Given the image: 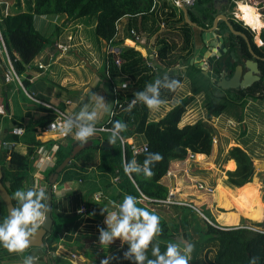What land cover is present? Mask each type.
Returning <instances> with one entry per match:
<instances>
[{
    "label": "trees",
    "instance_id": "1",
    "mask_svg": "<svg viewBox=\"0 0 264 264\" xmlns=\"http://www.w3.org/2000/svg\"><path fill=\"white\" fill-rule=\"evenodd\" d=\"M209 1L201 0L199 4L204 5L205 2L208 3ZM153 2L154 0H13L11 2L10 0H0L2 6L0 10V32L6 47V50H2V53H0V93L4 96L9 95L10 87L6 81L9 76L7 67L9 66L8 61L10 59L15 72L21 77L28 94L33 95L29 91V88L33 84L32 77L27 75L30 70L29 67H33L36 59L38 57L41 58L40 55L49 45L54 43L53 49L59 50V43L53 41L51 43V40L53 37L58 39L61 35V28L59 27L61 23L59 22L62 17H65L67 23L84 21L88 26L93 25L98 45L109 42L120 45V41L116 42L119 34L117 27L123 18H128L132 22L128 26L129 29L127 27V31L135 28V30L141 29L144 32L153 34L154 31L158 30L156 25L159 20L155 17L156 12L153 11ZM234 6L236 7V4ZM189 16L193 22H196L191 12H189ZM137 17L140 18V22ZM250 17L252 20L251 27L259 22L264 24L263 20L254 16V14L250 13ZM38 18L50 23L56 22V32H52V38L45 37L37 29L36 20ZM239 18L242 21L240 12ZM232 23L236 32L243 33L249 38L253 52L261 58L258 61L261 79L245 89H224L216 84L212 87H204L197 80L198 76H204V74L194 65L190 64L189 54H187L184 59H186L189 67L188 77L191 79L192 95H186L181 98L178 104L168 109L167 113L157 121L152 118V110L141 102L131 108L130 111L128 110L129 107L126 106V110L121 117L105 126L107 129H112L116 121L126 123L127 131L121 133V137L127 142L126 145L124 146L122 140L119 139L120 148L117 150L115 145L111 148L103 147L102 141L96 142L92 140L93 145L81 150L60 172V177L58 178V181L64 184L71 181L79 182V179L87 178L89 175H82L80 171H87L86 167H94L98 162L97 151H101L100 169L109 172L111 176L118 175L121 179V191L116 198L117 204L123 202L125 195H132L139 201L137 207L145 208L160 217L162 234L156 237L153 244L159 243L162 253L166 251V246L169 242L175 243L183 240L193 244L194 251L189 264H250L253 257L257 258L256 264H264L263 232H255L244 227H248V225H243L244 228L242 226L240 228L222 227L217 224L210 212L209 214H205L200 210L211 223L200 218L199 214H196L197 212L190 205L167 204L159 201L167 199L170 195L169 187L162 184L161 181L169 172L172 161L187 159L189 152L208 156L213 154L214 140L219 135L218 130L212 124L214 117L227 114L229 117L241 122L244 118V109L250 101L260 104L264 103V47L256 46L253 42L252 34L242 28L241 24H238L235 20ZM185 28H188V26H185ZM185 33V43L183 46L181 45L182 51L187 48L189 49L191 46V36L189 32ZM262 39L264 41V32ZM239 40L240 46H244L243 56L245 58H253L247 44L240 38ZM231 45L233 49V43ZM138 48L142 50L141 46ZM178 48L179 44L175 40L169 43L164 41L159 51L161 61H166L169 55L172 56L175 53L182 56L181 53H178ZM55 50H53V56L56 52ZM231 53L230 56L232 55ZM6 55H8V58L5 59ZM117 57L106 54L103 56L101 79L103 83H106L109 92L112 93L117 88L119 97L122 100L127 99L128 101H132L135 93L143 91L146 84L154 82L157 77L161 79L164 77L161 74V70H159L162 69L161 67L156 69L158 67L157 64L154 67L149 66L148 59L133 48H122L119 56L122 62L120 67L116 65ZM4 59L6 62H4ZM176 61L175 59L171 60L169 65L176 64ZM234 68L235 64L232 66V69ZM218 71L221 72V70ZM168 76L171 79L180 81V84L183 81L182 74L168 73ZM122 80L126 81V83L121 84ZM15 82L18 84L17 80ZM99 84L98 82L96 83L95 89L89 92L86 100L91 99ZM125 84L127 85L126 87L124 86ZM5 86L8 87L7 91L4 90ZM176 91L173 92L161 88V99L169 100L174 96ZM202 91L205 92L204 108L206 111L205 117H208V119H199L194 124L181 126L187 108L195 103V95ZM22 92L26 100L33 103L36 110L40 111V114L34 113L33 115V111H30L27 118L24 116H14L9 121L13 127L24 128L25 133L23 137H15L10 131L8 136H6L7 140L28 147L27 154L15 150L11 151V153H8L7 150H2L0 154V166L4 173L3 184L11 196L14 207L18 206V202L14 199L15 191L23 189L25 182L36 172L35 163L39 148H45L44 150L53 152V158H56L53 166L45 170L44 173V180L47 184L44 190L47 194L48 185L49 187L53 185L49 181L51 173L55 171L66 157L71 155L76 147L80 146L78 142H71L69 140H66V144L56 141L49 143L38 141L36 138V133H40L38 128H47L49 124L54 122L55 116L49 114L47 108L34 103L24 91ZM219 92H222V94ZM37 98L46 101L41 96ZM7 99L8 97H5L4 101H7ZM1 120L2 117L0 116ZM244 127H246V124L242 122L241 128L244 129ZM135 136L139 139L138 144H149L147 153L137 156L134 154L132 145L128 140ZM85 150L91 151L83 159ZM149 153H159L163 157L161 161L155 163L152 167L153 175L150 179H146L142 173H132L130 175L125 173L124 166L127 162L135 159L138 164L143 165ZM230 159L236 161L237 169L234 172H227V185L243 188L246 184L251 183L255 174L251 156L241 148L234 147L227 153L225 161ZM82 161H84L85 165L81 164L83 163ZM90 176L95 179L99 178V174L94 170ZM108 177L109 175L105 174L100 178L106 179ZM96 187L95 185L93 189ZM219 191L220 203L223 204V207L227 211L231 209L240 210L225 190L219 189ZM53 197L55 225L53 232L47 234L46 237V246L43 248L46 254H49L51 249L56 251L59 248L58 245L61 238L64 237L65 232H68L71 225L74 224L63 221L64 218L71 217L59 210L57 193L53 192ZM65 202L71 203L70 200ZM75 202H77L76 199ZM84 202L89 205V201L86 198H84ZM65 209H67V204ZM78 215L75 213L74 217ZM6 216V208L3 200L0 198V222ZM81 224L82 222L80 221L73 228L78 229ZM73 237L66 239H68V242H71L73 241ZM73 247L67 245L69 250L77 251ZM127 250L128 245L124 244L123 251L121 252L124 260L123 264H133L132 261L124 258V253ZM73 255H76V258H67L66 264H87V260L78 257L77 253ZM146 255L148 259H155L152 255L151 246ZM24 259V257L19 256V253H9L0 244V264L17 261L23 263Z\"/></svg>",
    "mask_w": 264,
    "mask_h": 264
},
{
    "label": "crops",
    "instance_id": "2",
    "mask_svg": "<svg viewBox=\"0 0 264 264\" xmlns=\"http://www.w3.org/2000/svg\"><path fill=\"white\" fill-rule=\"evenodd\" d=\"M173 1L174 0H154L153 11L156 12L155 17L157 18V20H159V22L156 25V28L158 30L154 31L153 34H151L149 32H144L141 29H138V30L136 29V31L139 34H141L145 37L144 44L140 45V46L142 47L141 49L144 52L143 56L147 59H150L149 55L155 54L156 55L155 58H157L158 55L160 56L159 51H160L162 45L164 44V41L167 43L172 41V39H171L172 37H170L168 34L169 33L174 34V35L177 34L178 39H173V40H175L179 44L178 49L180 51L178 53H181L182 56L177 55L174 52L175 53L174 55H172V56L169 55L167 57L166 61H163L161 66L158 65V67H156V69H159L160 67L162 69L164 67H166V69H170V70L174 69L177 73H179V74L181 73L183 75L182 83H184L185 85H186V83H189V82L191 83V79L188 77V73H189L188 63L184 59V57L187 54H189L190 59L191 58H193V59L194 58L195 59L200 58L199 52L202 50V48H204L203 38H202L203 35H205V33L213 34L212 32H214V31H216V34L218 36H221V37L225 36L224 38H226L227 34L233 35L237 38H240L241 40H243L247 44V46L249 45L248 47L250 49H252L249 38L246 40V39H244V37H241V36H238V35H235L232 33L231 28L234 29V27L231 23L234 20L238 24H241L242 28L247 30L248 33H250V30L248 29L249 27L242 24V23H244L243 21L240 20L242 23H239L238 18H236L235 14H233V13H231V15L229 14L230 13L229 12L230 7L226 8V5H224V6H222V10L218 11L216 9H210L209 8V5L213 3V0H210L208 3L205 2L204 5L199 4V2L201 0H196V3L194 6H192V7H185L184 6L187 9L188 21L191 24L195 25V26H191L186 22V14L182 10V7H177L175 5V3H173ZM239 1H242V0L233 1L234 5L236 4V7H237V5L239 6V4H240ZM24 4L25 3H23V5ZM233 7H235V6H233ZM233 7H232V9H233ZM189 12H191L193 14V17L195 18L196 22H193L191 20V18L189 16ZM221 16H226L227 21L222 20ZM137 18H139V17H137ZM62 20H63V17L61 18L59 23H61ZM127 20H128V18H123L122 22L123 21L126 22ZM218 20H220V21L217 23ZM261 20H262V18H261ZM138 21L140 22V18ZM80 22H75V23L69 22V23H67L69 26L67 24H60L59 27L61 28V35H60V37H58L56 43H59L58 42L59 39L61 40L64 37V35L69 34L70 30H73L70 33L79 32L80 29L82 30L84 27V24H83V21H82V23H80ZM53 23H54V21H53ZM59 23H57V24H59ZM130 23H131V21H130ZM123 24H125V23L121 24L122 27L125 26ZM222 24H224L225 26H223ZM39 25L45 26V29H47L48 32H52V31H53V33L56 32V26L57 25H54V24L52 25L48 21L40 20V18H39ZM65 25L68 27H64ZM185 26H188V28L184 29ZM127 27L120 29V32H119L116 39H118L119 36L124 35V32L126 31ZM132 29H135V28H132ZM86 31H88V30H86ZM234 31L236 32L235 29H234ZM185 32H187V33L189 32V35L191 36L192 40H191L190 48L184 49L182 51L181 45L183 46L185 43L184 42V39H185L184 34H186ZM87 33H89V32H87ZM236 33H238V32H236ZM126 34H127V32H126ZM126 34L124 35V38H126ZM211 34H210V36L209 35L208 36L212 38L213 36H211ZM238 34L244 35L242 33H238ZM252 36H253V34H252ZM68 39L70 40V36H68ZM229 39L230 38H228V40ZM253 39H254V36H253ZM231 42L233 43V41H231ZM253 42L255 43V40ZM60 43H62V42H60ZM127 43L129 45H132V46L134 45L133 42H131L130 40H128ZM255 45L257 46L256 43H255ZM219 46L222 47V44ZM226 47H227V49H229L227 44H226ZM261 47H264V46H261ZM250 49H249V51L253 52V49L252 50H250ZM53 50H55V49H53ZM252 52H251L252 57H254V59H256V61L258 62L261 58L258 55H256L254 52L253 53ZM75 53L79 54V51L76 50ZM230 53H231V50L227 55L228 57L226 58V56H225L226 59L236 60L234 63L235 65H236V62L239 63L237 65L244 63V62H241L239 55L233 54V52H232L231 53L232 55L230 56ZM83 58L87 59V57H82L80 59V61L83 64H85V62L82 61ZM174 59L177 60L176 64L169 65L170 61L174 60ZM220 59L221 58H219L216 63L220 62ZM248 60H251V59H248ZM151 61L155 65L154 58ZM37 63L38 62L35 61L33 67L27 73L28 76L32 77L33 82L38 77V75L35 76L37 74L35 72L41 71L37 68L38 67ZM195 63L196 62H194V64H192V65L196 66ZM222 64H223V61H221V65ZM258 64H259V62H258ZM85 66L87 67L86 64H85ZM214 67H215V64H214ZM214 67L211 66L209 68V70L214 71L213 70ZM198 69L200 70L201 68L198 67ZM162 71H164V70H162ZM91 72L93 74H96V70H94V71L91 70ZM67 74H65V75H67ZM81 75L85 79L84 82L82 80H80V82H78V80H75V83H68V84H71L70 86H68L67 83H65V85H64V84H62L63 82L61 81V85L56 84L55 88L53 87L54 86L53 85L52 89L48 90L46 92L47 96H49V98H51V100L48 101V103L53 104V106H55L59 109H61L60 104L64 103L66 106L74 107L73 113H78L80 111V108L84 104H87L90 102V99L86 100V98H88L89 92L93 91V88H91V89L89 88L90 84L93 81L97 83V81H95L97 78L94 79L93 78L94 76L87 75V73H83ZM184 75H186V76L184 77ZM65 78L66 77H64V79H63L64 81L66 80ZM86 79H88L87 82H86ZM213 79H214L213 81H217L214 77H213ZM6 82H7L8 86L10 87V90H9V95L4 96L0 93V98H5V97L7 98L8 97L7 101H4V102L0 101V116L2 117V120L0 121V132H1L0 137H1L2 141L13 143V142L8 141L6 136H8V133L10 131H12L13 129L16 128V127H13L9 121L14 116H16L15 113L18 110V106L16 105V102L14 99L15 98V91H16V89L13 87L14 80L12 78H10V76H8ZM96 83H95V85H96ZM85 85H87L85 92H83L85 94H81L79 92V90H82L81 86L85 87ZM98 88L95 90L94 94H99L102 96L104 93V92H101L102 87H100L99 89ZM4 90L7 91L8 87L5 86ZM107 91H106V93H107ZM201 93L205 96V92H203V91L198 93L197 96H199ZM32 94L36 98L38 96H41V95H36L35 93H32ZM192 94H193L192 90H190V91H187L184 94V96L192 95ZM41 97L46 98V96H41ZM103 97L104 98L107 97L106 98L107 102L111 104V108H112V104H114V100H112V93L108 91L107 96L104 95ZM44 100H46V99H44ZM40 101H42V100H40ZM168 101H170V100H168ZM27 102H29V101L27 100ZM43 102L47 103V100L43 101ZM24 105L26 107L23 108L22 114L25 118L28 117L30 111H33V113H32L33 115H34V113L40 114V111L36 110V107L33 105V103L31 104V102H29V103H26ZM166 111H168V109ZM166 111H165L164 115L166 114ZM164 115H159L156 111V113L154 114L153 117H154V119H159L160 116L163 117ZM263 115H264V103L260 104V103H254V102L250 101L244 109V118L241 122L236 120V119H233V118L229 117V115H227V117H228V119L226 121L227 125H225V127L223 128L221 126V122H220V117H222V116L213 118L212 124H214V126L218 130L220 128H223L224 130H229L230 127H229L228 121H230V120H232L236 124L235 126H237V127H241L242 122H244L246 124L248 120H251L253 124H257V126L251 125L252 127H250L251 132L249 133V135L253 136V138H250V137L248 138L246 136V134L244 135V133H242L243 131H247V125H246V127H244V129L241 128V130L236 134L235 141H232L229 144L227 153L229 152L230 149H232L234 147H239L251 156V158L253 160V165H254V159H253V157H254L257 160H259V162L262 166V162H264V155H262L261 152H262V150H264V135L262 136V130H261L262 127H260L261 123H259V122L261 120L264 121ZM108 118H109V114L103 115L100 118V120L98 121L96 127L97 128L105 127L107 125ZM183 118H185V120L182 121V126L194 124L195 122L198 121V120L191 121L195 117H191L190 113H187V116L183 117ZM227 127H228V129H226ZM18 129H24V128H18ZM103 133H110V132H103ZM39 134H38V132L36 133V138L38 141H40L39 137H38ZM40 135L42 137H46L49 139V141L46 143L53 142V141L61 142L63 144L67 143L66 140H61L57 135H54V134L53 135L52 134H46V135L40 134ZM53 137H58V138L55 140H52ZM67 140H69L71 142H77V141H72L71 138L67 139ZM63 141H65V142H63ZM90 141L93 142L91 139H90ZM90 141H88V142H90ZM138 141H139V139L137 136L130 138L128 140V142L131 145L134 143H137ZM104 142L105 141H103L102 143H104ZM218 143H219V141H218ZM218 143L214 144V146L217 148H218ZM2 149L3 148H0V152L2 151ZM14 150L18 151V152H22L23 154H27L28 147L23 145V144L14 143L12 149L9 150L8 153H11V151H14ZM214 151H215V148H214ZM97 152H98L97 164L94 167L93 166H90L89 168L86 167L87 171L86 170L80 171L82 175H89L87 178H84L81 180L79 179V183H77V182H74V183L66 182L64 184L63 182L58 181V179L55 182L57 184L58 188H57V190H55L53 192L57 193V195H58L59 210L65 212L67 216L71 217V218H66V219L64 218L63 221L68 222V223H74V224L71 225L70 230L68 232H65L64 237L61 238L59 245H58L59 248L56 249V251H54V249H51L49 251V254H46V251H44L43 248H37L38 252H36L35 254H32V256H35L37 258L36 264H66L65 262L68 260L67 258L72 257V254H76V253H77L78 257H80L81 259L87 260V264H101L102 260L109 258V257H112V259L110 260V264H122V262H124L123 256L121 254V252L123 251V248H124V244L122 245L120 240L117 239L110 246H101V244L99 243V230L98 229L99 228H105V229L107 228V225L104 223L105 218L107 216V213L104 212V209H107L108 211H115V210H117V206L119 205V204H117L116 198L121 191L120 190L121 179H120V176H118V175L117 176H111L109 172H106L104 170L102 171L100 169V167H101L100 160H101V153L102 152L101 151H97ZM37 153H38V157H37V159H36L37 161L35 163L36 172L32 176H30V178L25 182L23 190H28L29 188H33V187L43 188L44 186L47 185L45 180H44V173H45V170H47L53 166V164L56 161V158L55 157L53 158V152L43 150L42 148H39L37 150ZM227 153H226V155H227ZM48 155L51 157L50 160H47ZM197 157H198V160H200V162L197 163L196 165H194V167L191 164V162H188L186 160H176V161L171 162L170 170H169L170 176L166 175L161 181L162 184L169 187V192L171 193L174 190L175 191L180 190V192H182L183 196L185 197V200H183V202L187 203L189 199L191 201H194L195 208L198 210L200 215H202V217L206 221H209L210 223H211V221L204 216V214L201 212L202 210L200 211V209H199L200 207H205L206 209H209L210 214H212L213 218L215 219L217 224L220 226H222V222H219L218 214L220 213L219 211L222 212L223 210L226 212V215H228L230 213V215L232 217H234L235 214H237V213H239L240 215L245 213L246 216L249 217V219L255 218L256 221H260L261 219L258 218L259 217L258 213L260 210L264 209V201H261L262 200L261 195L263 193H261L260 191L262 189H264V181L258 180V182L257 181L253 182V180H252V182L248 183V185L247 184H246V186L244 185L245 187L242 186L243 188H241V187H230L226 183L227 178H228L227 172H234L237 169V163L234 159H230L228 161L224 160V171H221L220 169H218L216 167L214 162L209 161L210 156L203 155V154H197ZM225 158H226V156H225ZM81 164L85 165L84 163H81ZM210 167H212V168H210ZM233 167H234V169H233ZM256 167L257 166L254 165L255 172L259 168V167H257V168ZM206 169H210V172L206 171ZM93 170L99 174L98 179H95L94 177L90 176V174H92ZM105 174H108L109 177L106 179L100 178L101 176H104ZM209 174H210V176H209ZM59 177L60 176H58V178ZM263 177H264V175H263ZM190 179H192L194 181V187H192L193 183L189 181ZM95 180H97V181H95ZM168 181L170 184L168 183ZM175 182H176V185H175ZM197 182H202L206 186H209L212 188L215 187V189H216L215 193L213 195L208 196V193L201 191V190L198 191L197 184H196ZM95 185L97 187L93 189V187H95ZM48 188H49V185H48ZM219 189L225 190L232 197L233 201L235 202V204L237 205V207L240 210L231 209L230 211H227L223 207V204H220L221 200H220ZM233 189H235V190H233ZM47 191H48V189H47ZM204 195L208 196L209 200L206 199L204 197ZM84 198H86L87 201H89V205H87L86 202H84ZM75 199L77 200V202H75ZM68 200H70L71 203L65 202ZM66 204H67V209H65ZM83 204L86 205V209H87V211L85 213L80 212ZM64 205H65V207H64ZM206 205H208V207H206ZM65 210H67V211H65ZM235 211H236V213H234ZM75 213L79 214L80 217H74ZM221 214L223 215V213H221ZM80 221L82 222V224L78 227V229H74L73 226L76 223H79ZM239 224L240 225H237V226L233 225V226H226V227L236 228V227H240V226L243 227V225H245V224H241V223H239ZM247 225L250 227H253V228L256 227V225L255 226H253L251 224H247ZM72 237H73V241L68 242V239H66V238L70 239ZM45 244H46V239H45ZM67 245H70L72 247L74 246L73 248L77 251L69 250L67 248ZM64 252H66V253H64ZM48 255H49V257H51L50 260H48V257L46 258V256H48ZM19 256H22L21 253H19ZM3 264H22V263L17 261V262H3Z\"/></svg>",
    "mask_w": 264,
    "mask_h": 264
},
{
    "label": "clouds",
    "instance_id": "3",
    "mask_svg": "<svg viewBox=\"0 0 264 264\" xmlns=\"http://www.w3.org/2000/svg\"><path fill=\"white\" fill-rule=\"evenodd\" d=\"M127 86L126 84L124 85ZM181 87L180 81L171 79L167 74L161 79L148 83L143 91L135 93L129 104V111L137 102L145 104L150 110H159L165 103L161 99V88L175 92ZM111 113V104L99 94H93L90 102L84 104L74 116H68L63 121H54L52 130L61 137L71 136L83 147L97 133L96 125L103 115ZM127 131V124L116 121L110 130L109 143L114 145L118 139H123L121 133ZM159 153H149L143 165L135 159L124 166L126 174H143L146 179L153 175L152 167L161 161ZM18 206L10 210L9 214L0 222V244L9 253H24L30 246L42 226L46 225L50 211L45 202L48 197L43 188L18 189L14 193ZM138 199L132 195H125L117 210L108 211L104 223L107 228H99V243L101 246H110L117 239L122 245L127 244L128 250L124 258L133 264H189L194 251V245L187 241L169 242L166 251H160L159 243L153 244L157 236L162 234L160 217L153 212L137 207ZM103 214V213H102ZM152 247L155 259H148L146 253ZM35 256L25 257L23 264H36ZM112 257L101 261V264H110ZM253 257L250 264H256Z\"/></svg>",
    "mask_w": 264,
    "mask_h": 264
},
{
    "label": "rangeland",
    "instance_id": "4",
    "mask_svg": "<svg viewBox=\"0 0 264 264\" xmlns=\"http://www.w3.org/2000/svg\"><path fill=\"white\" fill-rule=\"evenodd\" d=\"M11 1H13V0H10V2ZM239 2H240L239 6L237 5V7H233V9H232V7L229 8V12H230L229 14L230 15H231V13L235 14L236 18H238L239 23H242L240 21V18H239V12H240V14L242 16V21L245 23V24L244 23H242V24L246 25L247 27H249L248 29L250 30V33L253 34L254 37L259 36L260 34H262L264 32V24H262V22H259V23H256L254 26L251 27L250 24L252 23V20H251V17L249 16V13L254 14V16H257L259 18H262L263 23H264V0H242V1H239ZM1 9H2V6L0 4V10ZM0 14H1V12H0ZM77 22H80V21H77ZM121 22L118 24L119 25L118 26L119 27V32H120L121 28L123 29L124 27L129 26L130 20H127L126 22L125 21L122 22V23H125V24H123V25H125L124 27H122V25H121L122 23ZM80 23H82V21ZM51 24L55 25V23H51ZM61 24H67V22L65 20V17H63V20H62ZM83 24H84V27H83L82 30L80 29L79 32L70 33L71 31H73V30H70L69 34L64 35V37L61 40L59 39V41H58L59 44H62L63 46L66 47L65 51H63L61 53V51L64 50V49L56 50V52H55V54L53 56V45H54V43H53V44L49 45L45 49V51L40 55V57H41L40 59H39V57L36 59V61L38 63L41 61L44 64L49 65V67L47 68L46 71H37V72H35V73H37L35 76L38 75V77L36 78V80L34 82H33V79H32V83L33 84L29 88V91H31L32 93H35L36 95L46 96V98L45 97L44 98L46 100L50 101L51 98H49V96H47L46 92L48 90H51L53 85H54L53 87L55 88L56 84H58V85L60 84L61 85V81L63 82L62 84H64V85H65V83H67V84L68 83H75V80H78V82H80V80H82L84 82L85 79L82 77L81 74L87 73V75L94 76L93 77L94 79L97 78L95 81L100 83L99 84V88L102 87L101 92H104L102 96H104V95L107 96V94H108L107 85H106V83H103V81L101 79L102 72H103V64H102L103 61H102V59H103V56L105 55V43L101 44V45H98L97 44L98 40H97V36H96L95 30H94V26L93 25L92 26H88L84 21H83ZM131 24H132V22H131ZM68 26L65 25L64 27H68ZM36 27H37V29L39 31H41V33L45 37L52 38V32L53 31L52 32H48L47 29H45V26H40L39 25V18H38V20H36ZM128 29H129V27H128ZM86 30H88V31H86ZM87 32H89V33H87ZM126 32H127V28H126V31L124 32V35L126 34ZM124 35L123 36H119L118 39H117L118 41H120V44H121V40L124 37ZM168 35L170 37H172L171 38L172 40L173 39H178L177 34L174 35V34H170L169 33ZM68 36H70V40L68 39ZM52 41L56 42L57 41L56 37L52 38L51 43H52ZM60 42H62V43H60ZM143 43L144 42H140V44H143ZM261 45L264 46V44H261ZM123 46L135 47L136 51H138V52H140L141 54L144 55V52L138 48L140 45H137V46L133 45L132 46V45H129L125 41L123 43ZM76 50L79 51V54L75 53ZM178 52H179V49H178ZM155 56H156L155 54L154 55H149L151 60H153V58H154L155 65L157 64V65L161 66L162 61H161L160 56L158 55L157 58H155ZM82 57H87V60L91 63L90 65L92 66V68L94 70H96V74H93L91 72L90 68L86 67L85 64H83L80 61V59ZM6 58L7 57H5V59ZM5 59H4V62H6ZM192 59L193 58L190 59V62H192ZM9 69H10V67L8 66L7 67L8 75L10 76V78L13 79V77L11 76V72H9ZM159 70H161V74L164 75V76H165V74L168 75V73H176L177 74V72L174 69L170 70V69H166V67H164L163 69H159ZM162 70H164V71H162ZM64 73L65 74L68 73V74L65 75ZM64 77H66L65 78L66 82L63 80ZM197 80H198V83H200L202 86L204 85V87L215 86V83L213 81L214 79H211V77L209 75L198 76ZM87 81H88V79H86V82ZM22 83H23V81H22ZM95 83L96 82L93 81L90 84L89 88L90 89L93 88V90H94L95 89ZM123 83H126V81L122 80L121 84H123ZM189 83H186V85L184 83H181V87L179 89H177V91L174 94V96L169 99L170 101L164 100L165 103L159 110H152V116H154L156 111H157V113L159 115H164V113H165V111L167 109L173 108L176 104H178L179 100L184 96V94L187 91L192 90V85H191V83L190 84ZM23 84H21L19 82L17 84L15 82V80L13 82V87L16 89L15 98L14 99H15L16 105L18 106V110L15 113L16 116H23V114H22L23 113V108L26 107L24 104L29 103V102H27V100L24 97V94L22 92L25 89ZM130 84H132V83L130 82ZM70 85L71 84H68V86H70ZM81 88H82V90H79V92L81 94H85L83 92H85V90L87 88V85H85V87L81 86ZM106 91H107V93H106ZM26 92H27V90H26ZM219 93L222 94V92H219ZM106 98L107 97H105V99ZM4 99L5 98H0V101L4 102ZM112 100H115L114 99V95H112ZM194 101H195V103L187 108L186 115L184 117L187 116V113H190L191 117H195L191 121L199 120V119H202V118L203 119H208V117H205L206 116V111H205V108H204V95L201 93L199 96H197V94H196ZM106 102H107V99H106ZM112 106H114V104H112ZM44 108H46V107H44ZM60 108H61V110L64 111V113H66V114H68L70 116H74L76 114V113H73L74 107L66 106L64 103L60 104ZM50 113H51V111L49 110V114ZM166 113H167V111H166ZM160 118H162V116H160ZM159 119H154V117H153V120H155V121H157ZM227 119H228L227 114H223L222 117H220L221 126L223 128L225 127V125H227V123H226ZM183 120H185V118H183ZM259 123H261L260 127H262L261 130H262V136H263L264 135V121L261 120ZM246 125H247V131H244V135L246 134V136L248 138L249 137L253 138V136L249 135V133L251 132L250 127H252L253 125L257 126V124H253L251 120H248ZM181 126H182V122H181ZM229 127H230L229 130H224L223 128H220L219 130L217 129L218 132H219V135L217 136V139L219 141L218 148L214 146L215 151L213 152L212 156H210V158H209V161L210 162H214L216 167L218 169H220L221 171H224V160H225V156H226L229 144L232 141H235L236 134L241 130V127H237V126H229ZM38 129L40 130V134H41V130L42 129L41 128H38ZM226 129H228V127ZM40 134L38 135V137H39V140L42 143H46V142L49 141L48 138L42 137ZM109 137H110V133H102V134H97V135L93 136L91 138V140H95L96 142H98L99 140L100 141L102 140V142H103V141H109ZM57 138L58 137H53L52 140H55ZM70 138H71V136H70ZM0 140H1V137H0ZM71 140L75 141L73 138H71ZM13 143H16V142H13ZM137 144H138V142H137ZM114 145H115L116 149L119 150V148H120L119 139L116 141V143ZM2 150H7V149L3 148ZM90 151L91 150H85V152L83 153L84 154V158L83 159H85V155H87ZM1 152H0V154H1ZM261 153H262V155H264V150H262ZM253 159H254V165L259 167L258 170H256V172L254 174L253 182L254 181L258 182V180H263L264 181V177H263V175H264V166H261L259 160H257L256 158L253 157ZM185 160L188 161V162H191L193 167H194V165H196L197 163L200 162V160H198L197 154H195V156L193 158L189 157V158H187ZM82 162L84 163V161H82ZM210 168H212V167H210ZM233 169H234V167H233ZM206 171L210 172V169H206ZM167 176H170V175H167ZM209 176H210V174H209ZM189 181L193 183L192 187H194V181L192 179H190ZM71 182L74 183V181H71ZM77 183H79V182H77ZM168 183H169V181H168ZM175 185H176V182H175ZM45 188L46 187L44 186L43 189H45ZM213 189H214V192L208 193V196L209 195H213L215 193V191H216L215 187ZM233 190H235V189H233ZM174 191H172L174 193V194H172L173 197L177 201L183 202V200H185V197L183 196L182 192H180V190L175 191V192ZM260 192L263 193L261 195V197H262L261 201H264V189H262ZM208 196L204 195V197L209 200ZM187 203L193 204V205H190V207H192L197 212L196 214H199L200 218H203L202 215H200L198 210L195 208L194 201H191L189 199ZM206 207H208V205H206ZM199 209L202 210V212L205 213V214H209V212H210V210L206 209L205 207H200ZM219 212L220 213L218 214V216H219L218 219H219V222H222V226L223 227L233 226V225L237 226V225H240L239 223L245 224V225L251 224L253 226L256 225V227L249 228V230L252 229V231H255V232H264V210H260L259 213H258V215H259L258 218H260L262 221L261 220L260 221H256L255 218L254 219H252V218L249 219V217H247L245 213H243L241 215L239 213H237V214H235L234 217H232L230 215V213L228 215H226V212L224 210L222 212L221 211H219ZM221 213H223V215ZM234 213H236V211ZM77 217H80V215L77 216ZM244 227H246V226H244ZM248 227H250V226H248ZM36 252H38L37 248H31V249H27L24 253H21V255L25 258L27 256H32V254H35ZM47 257H48V260H50L51 257H49V255L46 256V258ZM122 264H123V262H122Z\"/></svg>",
    "mask_w": 264,
    "mask_h": 264
},
{
    "label": "water",
    "instance_id": "5",
    "mask_svg": "<svg viewBox=\"0 0 264 264\" xmlns=\"http://www.w3.org/2000/svg\"><path fill=\"white\" fill-rule=\"evenodd\" d=\"M230 1L232 0H213V3L209 5V8L221 11L222 6L227 5ZM233 1H236V0H233ZM182 10L186 14V22L191 26H195L188 21L187 9L184 6H182ZM221 17H222V20L227 21L226 16H221ZM219 21L220 20H218L217 23ZM231 31L233 34L244 37V39L247 40L246 36L236 33L233 28H231ZM212 33L213 34L210 33L211 36H213L212 38L209 37L210 34L208 33H205V35H203L204 48L201 51L202 56H200V58H197V59L194 58L192 59V62H190L191 64H194V62H196L195 63L196 66L200 67L203 70H208L211 66L214 67V64L218 61V59L223 58L229 51L225 43H226V39H228L231 35L227 34L226 38H224V37H219L216 34V31ZM221 44H222V47L219 46ZM82 61L85 62L88 68L94 71V69L90 65V62L87 59L83 58ZM225 68L226 70L223 75L213 74L212 71H208L205 73L208 75H213V77L218 81V85L223 87L224 89H230V88L245 89L253 85V83L256 82L257 80L261 79V71L259 69V64L255 60H247L246 62H244V65L242 64L237 65L233 69V75L231 77H229L230 69L228 70L227 66H225ZM92 145H93V142L90 141L87 144H85L83 147L81 146L76 147L71 153V155L69 157H66L62 161V163L55 169V171L51 173L50 179H49L50 183L53 184L57 181L60 172H62V170L67 166V164L72 159H74L81 150L87 149ZM102 146L111 148L114 145L104 142L102 143ZM262 166H264V162H262ZM3 178H4V173H3L2 167L0 166V198L3 200V203L6 208V213L8 215L10 210L14 208V205L12 203L10 194L7 192L5 185L3 184ZM47 197L48 199L46 200V203L48 204L49 209H50L48 213V220L46 221V225L42 226V228L38 231L36 236L33 238L28 249L44 248L46 245L45 239H46L47 234L53 232L54 225H55V219L53 217L54 197H53L52 187H49L47 191Z\"/></svg>",
    "mask_w": 264,
    "mask_h": 264
},
{
    "label": "built area",
    "instance_id": "6",
    "mask_svg": "<svg viewBox=\"0 0 264 264\" xmlns=\"http://www.w3.org/2000/svg\"><path fill=\"white\" fill-rule=\"evenodd\" d=\"M173 3H175V5L177 7H182V6H185V7H192L195 5L196 3V0H174ZM119 26V25H118ZM118 31H119V27H117ZM124 38V37H123ZM121 40V44L120 45H116V44H111L110 42L109 43H106L105 44V54L106 55H115V56H118L117 57V61H116V65L118 67L121 66L122 62H121V59L119 58L120 54H121V51H122V48L126 47V46H123V43L128 40H130L131 42H133L134 45H143V44H140V42H144V39L145 37L141 34H139L135 29H130L129 31H127V34H126V38H124ZM254 40H255V43L257 44V46L261 47L262 45L261 44H264V41L262 40V35L260 34L259 36L257 37H254ZM116 42H118V40L116 39ZM128 47H131V46H128ZM131 48H134L135 47H131ZM58 49L59 50H62L61 52L65 51L66 50V47L63 46L62 44H58ZM2 50H6V47H5V44H4V39H3V36L0 32V53H2ZM7 58H8V55H6ZM148 62H149V66L151 67H154L155 65L152 63V61L150 59H148ZM8 64H9V72H11V76L13 77V79L17 80L19 83L23 84L22 83V79L21 77H19L17 75V73L15 72L14 68H13V65H12V62L11 60L9 59L8 61ZM49 67V65L47 64H44L43 62H39L38 63V68L39 70H43V71H46L47 68ZM29 69H31L29 67ZM24 92L28 95V97L36 104H39L41 106H44L46 108H48L50 111H51V115L55 116V120L54 121H63L66 117L70 116L66 113H64V111H62L61 109L53 106V104H49V103H46V102H43V101H40L38 98H36L35 96L33 95H30L28 94V92H26V90L24 89ZM112 95H114V106H112V109H111V113L109 114V118H108V122H107V125H109L112 121H115L117 120L123 113L124 111L126 110V106L129 107V104L131 101H128L127 99L125 100H122L121 97H119V92L117 90V88L114 89V91H112ZM139 102H137L135 104V106L138 104ZM52 124L53 122L47 127V128H44L41 130V134L42 135H46V134H54V135H57L61 140H67V139H70V136L68 137H61L57 131L55 130H52ZM228 124L229 126H235L236 124L230 120L228 121ZM99 129L97 131V134H101L103 132H110L111 129H107L106 127H103V128H97ZM24 133H25V130L24 129H18V128H15L11 131V134L13 136H16V137H23L24 136ZM72 138V137H71ZM76 141V140H75ZM122 143L123 145L125 146L126 145V140L125 139H122ZM218 143V139L215 138L214 140V144H217ZM14 143H9V142H6V141H2L0 140V148H4V149H7L8 151L12 149ZM44 150V149H43ZM132 150L134 152V154L137 156V155H141V154H144V153H147L148 150H149V144L145 143V144H137V143H134L132 144ZM195 156V154L189 152V157L193 158ZM51 157L48 155L47 157V160H50ZM170 172L167 173V175H169ZM197 188L198 190H201V191H204L206 193H212L214 192V189L212 187H209V186H206L204 183L202 182H197ZM52 188H53V191L57 190L58 186L56 183H54L52 185ZM173 193L171 192L169 197L165 200H159L163 203H167V204H184V205H191L189 203H185V202H180V201H177L173 195ZM146 199H148L146 196H144ZM87 211L86 209V205L83 204L82 207H81V210L80 212L81 213H85ZM240 228V227H238ZM247 229L249 228H252V227H245ZM252 230V229H250ZM264 233V232H263ZM73 258H76V255H73L72 256Z\"/></svg>",
    "mask_w": 264,
    "mask_h": 264
},
{
    "label": "flooded vegetation",
    "instance_id": "7",
    "mask_svg": "<svg viewBox=\"0 0 264 264\" xmlns=\"http://www.w3.org/2000/svg\"><path fill=\"white\" fill-rule=\"evenodd\" d=\"M234 6V2L233 1H230L229 2V4H227L226 5V8L227 7H233ZM249 16H250V13H249ZM247 18V17H246ZM248 21V20H247ZM232 25H233V23H231ZM223 26H225L224 24H222ZM233 27H234V25H233ZM235 29V28H234ZM239 33V32H238ZM243 34V33H242ZM245 35V34H244ZM246 36V35H245ZM219 37H221V36H219ZM223 37H225V36H223ZM247 37V36H246ZM203 38V37H202ZM230 39L228 40V39H226V43L225 44H227L228 45V47H229V49L232 51L233 50V54H237V55H239L240 57V60H241V62H246L248 59H251V60H255L256 61V59H254V57L253 58H245L244 56H243V50H244V46H240V40H239V38H237V37H235V36H233V35H231L230 37H229ZM247 39H248V37H247ZM231 41H233V45H234V48L232 49L231 48ZM249 46V45H248ZM203 49V48H202ZM228 49V50H229ZM248 49H250L249 47H248ZM230 50L228 51V53L230 52ZM202 51V50H201ZM199 52V57L200 56H202V52ZM228 53L225 55V56H227L228 55ZM225 56H224V58H221L220 59V62H218V63H215V67L213 68V70L214 71H212V73L213 74H218V75H223L224 73H225V70H226V68H225V66H227V69L229 70L230 69V74H229V77H231L232 75H233V69H232V65L235 63V61L236 60H234V59H226L225 58ZM221 61H223V64L221 65ZM237 64H239V63H237L236 62V65H235V67L237 66ZM196 65V64H195ZM242 65H244V63L242 64ZM223 66V67H222ZM196 67V66H195ZM196 68H198V67H196ZM218 70H221V72H219ZM200 71L204 74V75H208V74H206L205 72H208V71H211V70H203V69H200ZM186 75H184V77H185ZM210 77H211V79H213V75H209ZM214 83L216 84V85H218V81H214Z\"/></svg>",
    "mask_w": 264,
    "mask_h": 264
}]
</instances>
